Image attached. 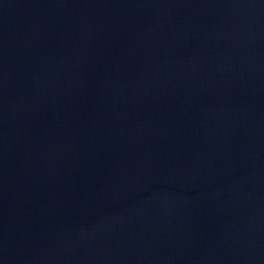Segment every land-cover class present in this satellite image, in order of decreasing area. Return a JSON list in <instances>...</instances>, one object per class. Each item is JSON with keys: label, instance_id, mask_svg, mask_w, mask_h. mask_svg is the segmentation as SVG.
<instances>
[{"label": "water", "instance_id": "1", "mask_svg": "<svg viewBox=\"0 0 264 264\" xmlns=\"http://www.w3.org/2000/svg\"><path fill=\"white\" fill-rule=\"evenodd\" d=\"M0 264H264V0H0Z\"/></svg>", "mask_w": 264, "mask_h": 264}]
</instances>
